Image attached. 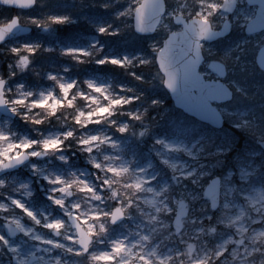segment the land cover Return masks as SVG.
Returning a JSON list of instances; mask_svg holds the SVG:
<instances>
[{"label": "clouds", "instance_id": "9594fccd", "mask_svg": "<svg viewBox=\"0 0 264 264\" xmlns=\"http://www.w3.org/2000/svg\"><path fill=\"white\" fill-rule=\"evenodd\" d=\"M0 2L10 3L11 0ZM48 5L49 0H24L19 5L21 8L39 9V14L16 15L6 23L0 22V45H3L0 52L10 57L7 74L0 71V107L32 125L38 134L33 138L20 133L11 119L0 121V172H11L27 163L33 175L42 177L50 186L46 195L52 206L60 208L62 215L48 213L42 220L35 209L28 207L25 198L30 199L35 194L30 178L21 180L15 174L0 177V219L7 231V235L0 232V264H264V162L257 165L258 171L253 175H238L239 165L216 173L224 162L210 157L218 152H208L203 144L193 151L184 145H172L164 135H155L153 143L160 145L162 151L175 147L182 149L184 155L178 151L167 158L158 152L168 171L157 169L153 173L149 169L155 168V162L140 166L136 157L127 156L121 137L136 135L138 129L137 138L142 139L159 127L158 122L152 123L156 119L152 110L166 103L160 97L150 96L146 89L135 84L97 85L94 80L85 79L82 84L87 86L86 97L91 98V103L86 100L85 105L80 106L76 101L84 89L77 80L70 82L75 87L71 100L60 87L69 84L63 75L49 72L47 78L54 83L39 93L26 87L24 82H13L14 77L29 71L39 75L34 65L36 57L53 50L40 42L9 43L13 27L22 22L25 28L34 26L47 31L74 21L71 11L54 12ZM100 6L111 11L112 19L97 25L98 32L118 35L130 29L151 37L146 51L126 54L119 59L120 67L147 88L163 85V75L158 68L151 77L136 69L155 63L159 53L178 36L189 37L199 44L201 39L219 35L228 7L226 0H100ZM141 10H147L150 16L147 28L139 26ZM201 25L206 30L203 34ZM70 49L59 51L76 62L104 63L109 59L102 56L104 45L99 41L83 51ZM97 88L103 91L98 92ZM57 89H60L58 94H54ZM227 95L231 98L233 93L229 91ZM58 98L66 102L55 111L37 103L47 99L49 104H55ZM113 100L122 103L113 104ZM104 106L109 107V111L97 114L95 120L89 116V112L97 113ZM122 116L128 119L120 120ZM53 117L61 124L71 122L74 126L55 133L35 127L51 123ZM101 122L115 131L87 130L88 124ZM69 140L86 154L94 180L82 177L71 167L59 172L50 167L55 160L70 163L71 157L63 151L72 147L66 143ZM51 141L59 143L46 147V142ZM196 143L199 140L193 147ZM33 157L47 160L38 165L32 162ZM209 171L214 174L213 185L219 184V195H212L211 199H208L210 193L204 179ZM116 209L122 211L114 216ZM25 218L42 225L52 235L45 237L37 233L34 227L25 225ZM129 220L136 223L137 238L128 239L134 231L129 229L127 235L112 239L113 230L127 228ZM56 222H59L58 227ZM20 232L35 233L32 238L52 245L45 252L54 254L45 258L38 257L36 251H29L24 255L21 245L13 241ZM105 242L107 246L101 247ZM117 244L123 245L119 251ZM36 248L38 250L40 245ZM105 253L107 258H103Z\"/></svg>", "mask_w": 264, "mask_h": 264}, {"label": "rangeland", "instance_id": "374dc122", "mask_svg": "<svg viewBox=\"0 0 264 264\" xmlns=\"http://www.w3.org/2000/svg\"><path fill=\"white\" fill-rule=\"evenodd\" d=\"M48 7L54 12L71 11L74 16V21L69 24L56 25L54 28L47 31L34 27L35 30L33 36L9 40V43L40 42L53 49L52 51L45 52L43 58L40 57L43 53L42 52L34 61V65L36 66L39 75L41 73L39 80L36 82L30 81V74H37L29 71L14 77L13 82H24L26 87L34 88L37 90V93H39V91H46L51 88L54 83L47 78L49 72L63 75L69 81V84H71L70 82L72 80H77L81 82V86L84 89L81 93V97L76 101L80 106H84L86 100L88 103H91V98L86 97L88 91L87 86L82 84L85 79H92L97 85L115 83L125 84L118 80L113 81L110 76H106L102 72L94 71V66H91L92 69H88L85 74L76 76L71 72L70 66L67 62L65 65L55 64L58 61H74L70 57L61 55L59 49L71 48L75 50H83L93 45L96 41H99L100 44L104 45L102 56H107L109 58L104 64H113V60H119L126 54H135L139 51H146L148 41L151 37L139 35L132 32L130 29L124 34L118 35L98 32L96 30L97 25L107 23L112 19L111 11L101 7L100 0H82V2L81 0H49ZM39 11V9L22 11L8 7L3 10L0 6V20L2 22H8L13 14L17 13L21 16L38 15ZM128 45L130 47L127 48ZM228 45L229 46L220 43L204 46V50L209 53L223 51L227 47V50L220 54L229 65V72L226 80L235 90V96L232 101L226 104H219L220 109L228 121L227 128L220 131L209 129L205 123L183 114L173 106L163 107V114L160 115V113H156V119L152 122L154 125L158 122L159 127H155L151 135L138 139V129L136 135L125 134L121 137L120 133H116L117 137L123 139L128 157H136L140 166H145L154 161L155 168H150L149 171L154 173L155 170L158 169L161 172L167 173L168 169L161 163L157 153L159 152L160 156L167 158L175 156L178 151L181 156H183L184 153L182 149H177L175 147H169L167 150L162 151L160 145H155L153 143V136L164 135L171 141L172 145H184L185 147L192 148L193 151H196L200 145L203 144L208 152H218V154L210 157L211 160H222L224 162L222 167H218L215 170L216 173H222L229 167L236 168L237 165H239V168L236 169L238 175H253L258 171L257 165L264 162V150L260 148L261 146L259 144L260 140H264V73L257 68L254 60L255 51L258 46L257 44L232 45L229 44V42ZM1 47H3V45ZM9 59L10 57L6 52H0V71H3L5 74H7L8 71L7 65ZM98 59H100V57H98ZM93 61L87 63H92ZM76 63L80 64V62ZM97 64L100 65L102 63L97 62ZM115 64L119 65L118 63ZM136 71L146 77H151L153 75V72H147L145 67L137 68ZM131 80L134 81L135 79ZM134 84L138 87L137 82H134ZM237 87L240 88V91H236ZM59 90L60 89H57L54 94H58ZM73 91H75L74 86L68 91V93L64 92V95L68 100H71V93ZM117 91H119V89H117ZM56 101L60 102L59 105L66 102L59 98ZM49 102L50 101L48 100V103ZM105 107L107 106L101 108ZM72 111V109H69V112ZM88 114H93L91 117L95 120L96 115L99 113L97 111V113L89 112ZM5 119L6 118L0 115V121ZM119 119L127 120L128 118L127 116H122L119 117ZM235 125H241L242 127H236ZM13 126L20 133L28 134L33 138L38 135L34 131L32 125L23 122L19 117L13 121ZM72 126L74 125L69 122L67 124L54 125L46 123L43 125H36L35 127L41 128L45 132L55 133L57 131H65L68 127ZM234 129L238 132L236 133ZM87 130L91 132L100 130H105L107 132L115 131L112 128H108L102 122L88 124ZM227 131L229 133L243 134L250 142L247 140L248 142L245 143L246 145L239 146L236 142H232L229 134H226ZM197 140H199V143H196L195 147H193V143ZM66 143L72 145V147L63 150L64 154L71 157L70 163L66 165L59 160H55L54 164L50 165V167L55 168L58 172L71 167L77 170L78 174H81L82 177L86 176L94 180L95 177L91 175V165L85 160L86 154L81 153L77 149L74 141L69 140ZM73 153H75V155H73ZM116 155H118V153H116ZM46 160L47 158H32V162L38 165H43ZM13 174L17 175L21 180L31 179L35 194L32 198L25 199L27 200L28 207L35 209L36 214L42 220L44 215L48 213H51L53 216L62 215L60 208L58 206H52L51 201L46 195L50 186L42 179V177L33 175L28 164L19 171L4 176H11ZM213 175L214 174L211 173V171L205 174L204 179L206 184L210 181ZM38 180L39 182H37ZM24 223L26 226L34 227L37 233H40L45 237L52 235L48 229L44 228L42 225H35L33 221L28 220L27 218H25ZM127 225V228H115L112 232L111 238L115 239L117 235L125 236L129 229H133V235L128 237V239L130 241L136 239V231H138L136 223L129 220ZM145 231H147V229H145ZM0 232H4L6 235L4 221L2 219H0ZM34 235L35 233L25 235L21 232L20 235L13 238V241L21 245V251L24 255H27L29 251H36L38 257L44 256L45 258L48 255L54 254L45 252V249L52 247V245L48 244L45 240L33 239L32 237ZM37 244L40 245L38 250L36 248ZM105 246H107V242H105V245H101V247Z\"/></svg>", "mask_w": 264, "mask_h": 264}, {"label": "water", "instance_id": "95a60500", "mask_svg": "<svg viewBox=\"0 0 264 264\" xmlns=\"http://www.w3.org/2000/svg\"><path fill=\"white\" fill-rule=\"evenodd\" d=\"M233 1L234 0H229V3L232 6ZM23 2L24 0H11L10 3L0 2V4L17 9L28 10L19 6ZM149 21L150 16L147 10H141L138 18L139 26L147 28L150 26ZM255 23L256 19L249 23L247 27L249 31L264 27V25L254 27ZM32 30L33 27L30 29L25 28L21 22L13 27L8 40L26 36L30 34ZM200 31L202 34L206 31L202 25ZM225 32L226 31H220L219 35L212 36L206 40L216 39L225 34ZM203 40L204 39H201L199 44H197L189 37L178 36L171 41L167 48L159 53L156 62L164 76L163 84L168 90L175 106L183 109L184 112L197 117L201 121L209 123L215 128H221L224 125L225 120L224 115L216 105V102L221 103L230 101L234 96V91L225 81L206 80L204 75L200 72L199 68L204 60V54L200 47ZM256 61L258 66L264 70V47L259 50ZM211 66L219 76L225 77L227 69L224 62L213 60ZM229 91L233 93L231 98L227 95ZM0 113L5 118L15 119L16 117L4 107H0ZM260 144L261 146L264 145V140H261ZM262 147L264 149V146ZM18 169L12 170L11 172ZM6 173L8 172H0V177ZM212 179L213 177L207 183L210 193L208 199H211L212 195H219V184L213 185ZM5 233L7 234L6 230Z\"/></svg>", "mask_w": 264, "mask_h": 264}, {"label": "flooded vegetation", "instance_id": "af4514ba", "mask_svg": "<svg viewBox=\"0 0 264 264\" xmlns=\"http://www.w3.org/2000/svg\"><path fill=\"white\" fill-rule=\"evenodd\" d=\"M227 9H226V15L225 20L222 25L221 32H225L222 36L219 38L213 39V40H203L201 44L203 45V52H204V61L202 62L200 66V71L203 73L206 80H218L222 79L212 68L211 62L213 60H219L221 62H224L226 65V75L223 77V80L227 82L226 78L228 76L229 72V65L228 62L222 58V55L220 53L227 50V47L223 51L219 52H212L209 53L208 51L204 50V46H210V45H216V44H225L227 46L228 42L229 44H237V45H252L257 44L258 48L255 51L254 60L256 63L257 68L264 73V70H262L256 61L257 55L259 50L264 47V27L257 30H248L249 23L256 19V23L254 27L258 25H264V0H234L233 6L229 3V0H226ZM207 71V72H206ZM229 84V83H228ZM230 85V84H229ZM231 86V85H230ZM232 87V86H231ZM233 88V87H232ZM228 103V102H226ZM224 103V104H226ZM225 127L228 124L227 119L225 116Z\"/></svg>", "mask_w": 264, "mask_h": 264}, {"label": "trees", "instance_id": "16d2710c", "mask_svg": "<svg viewBox=\"0 0 264 264\" xmlns=\"http://www.w3.org/2000/svg\"><path fill=\"white\" fill-rule=\"evenodd\" d=\"M1 7L3 8V10L7 9V7H3V6H1ZM0 22H2V21L0 20ZM128 47H130V46L128 45L127 48ZM44 54H45V52H43L40 55V57L43 58ZM45 56H48V55H45ZM66 62L69 64L71 72L73 74H75L76 76H80V75L85 74L88 69H90V70L92 69L91 66H94L93 67L94 71L102 72L106 76H110L113 81L118 80V81H121L122 83H125V84H134V82H137L138 83V87L141 88V89H146L150 96H157V97H160L162 100L166 101V103L164 105H162L161 107L154 108L152 110L154 113H160V115H162L163 111H164L163 107H167V106L168 107L169 106L172 107L173 106V103H172V101L170 99V96H169L168 92L166 91V89L164 88L163 85H161L159 87H156L155 89L147 88V86L145 84H142V83H140L139 81H136V80H134V81L131 80V79H134V78L129 76L124 71V69L120 67V65H117L115 63H113V64H110V63L104 64V63H102V64L99 65V64H97V62L95 60L92 63L80 62V64H78L75 61H73V62H70V61L60 62V61H58L55 64H61V65L64 64L65 65ZM145 68H146L147 72H153V70L157 69L158 67H157L156 63H153L152 65H150L148 67H145ZM40 76H41V73H40V75L30 74L29 80L32 81V82H36L37 80H39ZM57 115H62V114L61 113H57ZM227 123H228V121H227ZM48 124H53V125L54 124H61V122L56 120L55 117H53L52 120H51V123H48ZM234 131H236V129H234ZM237 132L238 131H236V133ZM227 133L231 137L232 142H236L237 145H239V146L246 145L245 143H247L249 141L247 139V137L245 135H243V134H240V133L236 134V133H233V132L229 133L228 131L226 132V134Z\"/></svg>", "mask_w": 264, "mask_h": 264}, {"label": "snow or ice", "instance_id": "6c2138e0", "mask_svg": "<svg viewBox=\"0 0 264 264\" xmlns=\"http://www.w3.org/2000/svg\"><path fill=\"white\" fill-rule=\"evenodd\" d=\"M57 19H61V18L58 17ZM100 31L103 32L104 29L101 28ZM69 51H72V49H70ZM79 51H83V50L81 49ZM113 62L114 63H118V64L121 63L120 60H113ZM101 63H103V61H101ZM60 87L64 90L65 93H68V91L73 87V85L72 84H61ZM96 91L100 92V91H103V89L102 88H97ZM37 103H39L41 105L49 106V107H51L53 109V111H55L56 107L59 105L60 102L56 101L55 104H49L48 100L44 99V100L37 101ZM112 103L113 104H120V103H122V101L121 100H113ZM97 111H98V113L107 112V111H109V107L100 108ZM91 115H93V114H89V116H91ZM92 139L95 140V139H98V138L97 137H92ZM58 143H59L58 141L46 142L45 146L46 147H51V146L57 145ZM86 143H87V141H86ZM114 171H116V170L114 169ZM137 186H139V185H137ZM58 203H60V202L58 201ZM121 211H122L121 209H116L115 213H114V216L115 215H119L121 213ZM55 226L58 227L59 226V222H56ZM116 248H117V251H119L120 249L123 248V245L117 244ZM107 257H108V254L105 253L103 258H107Z\"/></svg>", "mask_w": 264, "mask_h": 264}]
</instances>
